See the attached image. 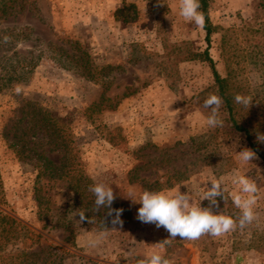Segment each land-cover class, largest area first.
<instances>
[{
    "label": "rangeland",
    "instance_id": "rangeland-1",
    "mask_svg": "<svg viewBox=\"0 0 264 264\" xmlns=\"http://www.w3.org/2000/svg\"><path fill=\"white\" fill-rule=\"evenodd\" d=\"M256 5V0H211L209 18L215 30L209 53L220 75L233 81L235 94L251 98L248 107L235 102L234 116L249 127L257 150L264 151V141L257 139L264 135L263 47H255V39L238 30L243 21L263 19ZM0 25L29 27V39L18 41L16 51L38 57L26 80L0 91V211L31 233L30 237L9 235L0 240L1 248L38 250L51 245L69 253L64 264H137L170 237L163 227L137 219L140 204L127 196L137 198L142 187L128 182V171L140 161L143 167L138 175L149 181L179 171L180 180L174 185L181 184L180 190L190 192L194 200L202 195L210 175L223 177L225 193L216 203L207 199L199 203L236 219L239 210L230 198L234 186L228 177L240 170L235 152L247 147L256 153L243 169L257 188L252 223L244 228L237 224L221 236L170 239L164 254L171 264H264V160L245 133L232 126L223 103L222 125L207 127L203 101L209 94L218 95L213 76L206 62L187 58L205 49V31L184 21L179 0H27L21 12ZM54 46L70 54L79 47L91 64L113 66L104 78L106 96L133 94L121 99L115 109L88 117L85 109L99 99L103 87L64 67ZM22 98L38 102L65 120L82 170L93 184L112 187L114 200L128 209V218L104 229L81 222L78 207L66 208L72 204L73 190L61 182L42 186V206L48 210L44 220L38 219L37 170L32 163L19 160L1 135ZM115 127L122 129L125 141L114 146L102 132ZM28 138L59 162L62 151L51 140L38 134ZM144 145L147 148L137 152Z\"/></svg>",
    "mask_w": 264,
    "mask_h": 264
},
{
    "label": "trees",
    "instance_id": "trees-1",
    "mask_svg": "<svg viewBox=\"0 0 264 264\" xmlns=\"http://www.w3.org/2000/svg\"><path fill=\"white\" fill-rule=\"evenodd\" d=\"M211 0H200V11L203 13L205 22L203 29L205 31L206 47L203 51L192 52L187 58L198 59L206 62L209 66L214 86L217 94L222 99V103L232 126L237 131H243L246 138L250 141V146L258 151L259 156L264 160V151L257 150V140L252 141V132L248 126L239 124L234 116L235 108V92L233 81L229 77H223L218 72L213 58L210 56L209 47L211 36L214 32V26L209 18V4ZM256 9L260 10L264 15V0H256ZM27 0H0V22L17 12H21L26 6ZM128 7H133L132 4ZM237 30V29H236ZM236 30L234 32L236 33ZM238 30L246 31L247 37H253L255 47H263L264 53V17L258 19L254 17L252 20L243 21ZM31 29L27 26L23 28H1L0 25V91L7 88L13 82L24 81L35 67L38 57L29 55H21L16 51V43L20 40L29 39ZM7 37V41H4ZM60 57V62L66 68L73 69L80 76L88 80L100 83L103 87L97 101L92 102L86 107V111L91 113H100L103 110H113L117 107L120 100L133 94V92H124L119 97L110 98L105 95L108 88L105 77L113 70L111 65L97 66L91 64L87 52L78 47V53H68L63 48L54 46ZM127 90V88H126ZM99 128V125L96 126ZM105 127V126H103ZM255 131V129H253ZM46 137L51 140L54 145L61 149L62 156L58 163L51 159L44 151L38 150L29 139V135ZM2 139L8 148L12 150L15 156L22 161L33 164L37 170L36 181H38V219L44 220L47 207H43L44 196L41 195V188L44 183H61L64 182L73 190L72 204L67 205V209L78 207L81 213H84V222H90L97 225L98 229H104L112 225V221L116 219V209H122L125 213L119 217L120 220L128 218L129 212L124 204L120 201L113 200L110 208L102 205L104 208L100 210V206L94 203V196L89 190L93 185L92 180L84 173L81 163L78 159L77 152L71 145V135L68 124L62 117L56 116L51 111L40 105L36 101L21 99L17 108L13 110L12 115L2 129ZM104 139L111 145H120L125 141V136L120 127L102 132ZM148 145L141 146L137 152ZM155 147V146H154ZM156 148V147H155ZM136 152V151H135ZM136 152V153H137ZM142 156H144L142 154ZM143 163L136 164L128 171V182L139 183L142 190L152 189L159 190L173 186L180 180L179 171L173 172L164 179L155 178L152 181L138 175V170L142 169ZM1 193V192H0ZM66 209V210H67ZM72 209V208H71ZM104 213H103V212ZM111 212V215L109 214ZM63 224L62 226H67ZM47 225L44 223L42 228ZM69 229V228H68ZM18 238L30 237V231L14 218L7 216L0 211V240L6 239L8 236ZM9 236V237H10ZM4 241V240H3ZM69 253L58 246H39L38 250H10L5 251L0 246V264H64V260L68 258Z\"/></svg>",
    "mask_w": 264,
    "mask_h": 264
},
{
    "label": "clouds",
    "instance_id": "clouds-1",
    "mask_svg": "<svg viewBox=\"0 0 264 264\" xmlns=\"http://www.w3.org/2000/svg\"><path fill=\"white\" fill-rule=\"evenodd\" d=\"M200 9V0H179V15L184 21L193 23L198 27H203L205 18ZM7 41V37H4ZM21 89L17 87L16 92ZM234 100L237 104L248 107L251 98L245 95L236 94ZM222 99L218 95L209 94L203 101V107L208 110L206 125L209 128L221 126L223 121L220 117V107ZM258 141H264V135L257 136ZM240 165V170L235 171L228 179L234 186L230 193V198L236 209L239 210V216L234 219L232 215L226 213H214L209 208H202L199 201L207 199L212 204L216 203V198L225 193L224 178L210 175L205 181L210 186L203 187L204 191L198 199H193L190 192H182L181 184L170 188L152 190L143 189L133 199L132 194L127 197L133 203H139L137 209V219L146 224H154L157 228L163 227L169 234L170 239L177 237L196 239L203 234L212 236H221L234 230L237 224L244 228L252 223L255 218L254 206L256 204L257 188L243 169L255 158L256 153L250 148L244 147L235 152ZM94 196L96 206L106 205L110 208L114 193L111 186L98 182L93 184L90 189ZM122 209H116V219L114 224L120 223ZM111 215V212L109 213ZM80 221L85 219L84 213H79ZM167 239L161 244L145 253L137 264H171V261L164 254V246L170 241Z\"/></svg>",
    "mask_w": 264,
    "mask_h": 264
}]
</instances>
